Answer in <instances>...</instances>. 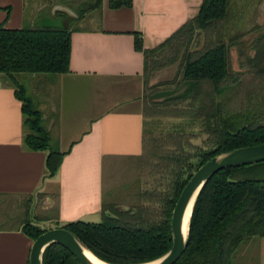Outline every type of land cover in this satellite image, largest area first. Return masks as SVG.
Wrapping results in <instances>:
<instances>
[{"label":"trees","instance_id":"16d2710c","mask_svg":"<svg viewBox=\"0 0 264 264\" xmlns=\"http://www.w3.org/2000/svg\"><path fill=\"white\" fill-rule=\"evenodd\" d=\"M34 1L27 16L33 11ZM40 3L44 4L43 0ZM101 3L90 1L76 20L58 13L54 17L37 14L33 25L20 30L0 27V75L12 85L22 103L25 147L47 152V177L57 172L63 154L42 123L39 102L26 97L23 78L48 79L68 73L73 25L86 13L99 10ZM109 3L119 8L131 6L132 0ZM234 10L233 0H203L198 14L158 48L143 50L140 38L135 39V49L144 56V76L178 62L177 80L170 86L182 92L167 100L166 106L176 112L170 117L198 121L208 133L200 146L190 142L194 135L168 134L173 147L156 162L157 171H162L161 180L138 194L140 204L123 209L107 204L110 214L100 223L79 221L63 227L101 261L146 264L165 255L172 246L173 209L197 169L221 153L264 143V33L254 36L263 26L248 19L244 25L251 28L226 30ZM233 50L238 71L232 66ZM245 76L259 81L252 88L257 92L250 98L251 103L248 100L242 108L230 112L228 102L234 98L230 93L244 89ZM257 165L264 166V162L222 170L206 182L192 210L185 252L175 264H233L244 244L264 238V176L242 175ZM23 231L35 240L47 230L25 223ZM42 264L78 262L63 247L52 244L44 250Z\"/></svg>","mask_w":264,"mask_h":264},{"label":"crops","instance_id":"0c3cea01","mask_svg":"<svg viewBox=\"0 0 264 264\" xmlns=\"http://www.w3.org/2000/svg\"><path fill=\"white\" fill-rule=\"evenodd\" d=\"M31 1L0 0V27L33 25L44 5H33L27 16ZM202 3L132 0L131 6L112 8L102 0L100 9L86 14L84 25L71 32L68 73L23 78L34 81L25 88L39 102L42 123L63 154L52 177L45 175L47 152L25 147L22 103L0 75V264H30L34 240L24 233L25 223L63 228L79 221L100 223L110 214L107 199L128 188L148 133L144 56L135 39L143 50L158 48L198 14ZM258 8L264 10V0ZM262 16L264 21V11ZM189 123L176 118L172 128ZM33 212L40 217L33 219ZM252 243L238 256L245 264L256 257L264 264V238Z\"/></svg>","mask_w":264,"mask_h":264},{"label":"rangeland","instance_id":"374dc122","mask_svg":"<svg viewBox=\"0 0 264 264\" xmlns=\"http://www.w3.org/2000/svg\"><path fill=\"white\" fill-rule=\"evenodd\" d=\"M42 0H35L34 5H44L41 8L40 14L43 15H51L55 16L58 14H64L67 18H71L72 20H76L78 17V12L81 10H85L92 0H43L44 4L40 3ZM235 3V10L233 12V18L229 19V24L226 26V30H230L231 32H237L243 30H247L251 28V26L244 25L245 21L251 19L253 24L263 26V29L260 33H256L254 36H258L264 33V21H263V11L257 8L259 0H233ZM93 12V11H92ZM92 12L86 14H92ZM86 14L84 16H86ZM83 16V17H84ZM262 17V18H261ZM83 19V18H82ZM81 18L73 25L74 28H78L84 25L81 21ZM252 25V23H250ZM202 44V42H201ZM232 66L233 69L239 70V63L237 59V55L235 51L231 53ZM178 62H175L171 65L165 66L161 69H153L147 76H144L146 82V91L144 95V106L143 112L148 121V133L147 139L145 142V152L141 159H138L133 164V170L130 172V182L128 184V188H123V191L116 195V199H107V204H117L120 209H123L127 206L140 204V198H138V194L142 192V190H149L153 188L158 182L161 180V172L157 171L156 162L159 156L169 148H172V142L168 137V134H176V133H186L189 135H194L193 139H190L192 145L200 146L207 138V131L204 130L203 125L196 121L189 123V125L185 126L182 130L174 131L173 122L176 118L170 117L172 114H176L173 112L168 105L167 100L180 95L182 91L175 92L174 87L170 86V83L175 82L178 76ZM251 76H245V87L244 89L238 90L236 92L230 93L234 95L232 101L228 102V111L232 112V110H239L242 108V105H246V103L250 101V98L254 96L257 92L254 88L258 86L259 81L251 80ZM34 81H23V84H33ZM24 84V86H25ZM26 85V86H27ZM261 86V85H260ZM29 89V86H27ZM264 94V93H263ZM26 97L33 99V95L31 92L26 89ZM169 115V116H167ZM148 155V159L146 158ZM258 166V165H257ZM253 168L249 171L245 170L242 172V175L248 177H262L264 176L263 168L264 166L259 165L258 167H250ZM247 169V168H245ZM110 172H106V176L108 177ZM44 199V198H42ZM126 199V200H123ZM40 217L36 212H33V217ZM34 219V218H33ZM55 224H41V228L44 230L55 229ZM261 239V238H260ZM259 241L258 238L252 239L251 243ZM250 244V245H252ZM249 247V246H248ZM247 252H253L252 247H249ZM244 251L243 246L240 248V252ZM239 252L234 259L233 264H245L244 257L241 258ZM248 255V253H247ZM256 257L253 261V264H257ZM247 261V260H246Z\"/></svg>","mask_w":264,"mask_h":264},{"label":"water","instance_id":"95a60500","mask_svg":"<svg viewBox=\"0 0 264 264\" xmlns=\"http://www.w3.org/2000/svg\"><path fill=\"white\" fill-rule=\"evenodd\" d=\"M262 162H264V143L221 153L199 167L186 183L173 209L171 216L172 246L170 250L159 259L146 264H175L183 255L187 246L192 210L198 194L208 180L222 170L251 166ZM191 203L193 206L185 236V218ZM52 244H57L67 250L78 264H93L86 254L90 251L64 228L45 231L33 241L30 264H42L43 252Z\"/></svg>","mask_w":264,"mask_h":264},{"label":"bare ground","instance_id":"6f19581e","mask_svg":"<svg viewBox=\"0 0 264 264\" xmlns=\"http://www.w3.org/2000/svg\"><path fill=\"white\" fill-rule=\"evenodd\" d=\"M193 203L190 204V206L188 207L187 209V213H186V218H185V224H184V233H185V236L187 234V227H188V223H189V217L191 215V210H192V205ZM88 258L91 260V262L93 264H106L102 261H100L99 259H97L94 255H92L90 252H86Z\"/></svg>","mask_w":264,"mask_h":264}]
</instances>
